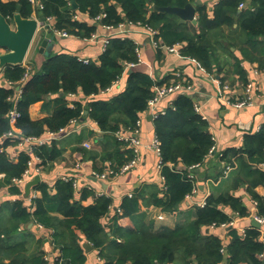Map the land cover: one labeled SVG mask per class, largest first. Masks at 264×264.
<instances>
[{"label": "trees", "instance_id": "trees-1", "mask_svg": "<svg viewBox=\"0 0 264 264\" xmlns=\"http://www.w3.org/2000/svg\"><path fill=\"white\" fill-rule=\"evenodd\" d=\"M35 1L36 4L30 0H0V11L8 18L15 12H20L24 17H32L35 13L41 20L53 17L56 28L86 38L92 37L97 31V25L87 19L77 18L78 13L87 14L90 19L105 14L99 21L102 25L140 23L154 29L155 39L165 45L182 43L181 55L194 58L209 70L217 60L215 45L209 36L224 24L231 25L234 22L233 15L238 12L243 0H221L214 7L213 18H210L205 4H198L197 24L179 23L176 15L153 8V4L183 7L196 0H76V9L71 8L70 0ZM40 4L43 8H40ZM250 5L255 9H245L240 14L241 35L237 40L242 39L241 44L246 45L242 52L247 60H258L264 65V56L257 54L260 51L258 42L264 43V0H250ZM157 49L161 51V48ZM138 62L137 43L121 36L109 39L97 61L86 62L74 54L51 51L40 65L31 64L32 72L22 86L17 103L20 115L14 126L25 136H40L47 130L58 131L72 119L89 117L104 132L109 135L112 133V137H106L108 148L101 154V159L108 160L109 166L118 171L134 157V152L127 142L113 134L122 129H137L139 112L147 110V102L153 95L154 87L163 84V81L158 82L134 67L131 72L126 69L129 68L128 64ZM237 63L241 66L238 57ZM238 68L244 76V70ZM25 72L26 67L22 64L8 65L3 68L2 76L17 86ZM123 74L127 76L126 87L110 98L88 101L77 99L72 104L67 98L79 91L85 96L98 94L111 87ZM14 93V85H0V137L11 127L7 114L13 106L10 98ZM52 95L55 97L48 99ZM42 100L46 108L53 103V111L43 118L32 119L30 106ZM173 104L175 109L169 108L155 119L166 188L161 196L158 193L153 195L151 201L165 212L176 211L187 196L193 193L198 177L191 176L193 170L189 168L204 164L214 145L209 122L195 109V99L190 94L180 93ZM58 141L53 140L35 148L34 152L42 159L44 167L61 155L62 148ZM16 142L5 139L2 144L6 149ZM242 151L251 163H264V128L259 134L246 136ZM229 155L237 156V151L231 149L221 157L233 166V160L227 161ZM30 157L31 154L26 150H20L15 159L7 149L0 151V189L9 185L10 191L17 195L14 202L6 201L0 208V213L7 209L10 216L8 224L0 226V264H51L45 258V252L38 251L42 239L35 240L33 233H28L29 238L25 240L15 238L27 230L31 221L54 229L53 244L60 251L54 264H86L82 236L99 250L101 258L105 260L104 264H191L194 260L197 264H261L258 254L264 250V244L257 240L258 228L247 230L245 236L231 228V242L226 253L221 252L224 246L222 238L203 230V227L212 224L218 226L230 220V216L222 209L224 206L238 211L240 216L247 214L246 206L229 190L208 196L206 205L198 207L194 220L158 232L153 231L151 224L143 222L141 195L125 197L110 222V230H106L102 220L109 216L112 198L98 194L91 187L76 191L72 181L57 180L54 192L48 183H38L34 189L41 191L42 195L33 198L32 207L25 205L22 190L12 184V179L23 174ZM98 157V153H95L93 160H100ZM240 163L241 168L251 174V180L239 178L234 188L241 183L250 182L253 186L264 183V170L251 169L243 160ZM179 164L184 166L182 170L178 168ZM103 169L98 172L102 173ZM249 188L253 198L258 201L260 215H264V197L251 186ZM121 217H130L134 225H124L125 220L119 221ZM22 228L25 229L22 231ZM118 237L122 240L118 241ZM30 240L37 251H29ZM5 258L9 260L5 261Z\"/></svg>", "mask_w": 264, "mask_h": 264}, {"label": "crops", "instance_id": "crops-1", "mask_svg": "<svg viewBox=\"0 0 264 264\" xmlns=\"http://www.w3.org/2000/svg\"><path fill=\"white\" fill-rule=\"evenodd\" d=\"M220 1L201 0V3L207 6L210 18H213L214 7ZM242 2L245 3V6L242 8L240 6L238 7V12L233 15L234 22L231 25L224 24L222 28L214 31L212 36H209V39L215 45L217 58L209 70L201 64L200 66L194 58L183 56L181 53H169L162 49L161 51L158 50L151 44V37L143 26H129L128 23H124V29H121L122 31L120 32L123 37L133 39L138 45L140 60L134 66V69L147 73L158 80V82L163 81V83L170 82L176 79L177 75H181V77L189 79L196 86V89H198L196 101L200 106L199 113L209 122V129L215 146L214 155L207 156L204 164L192 169L193 173H191L193 176L198 177L197 186L194 188L193 193L188 195L179 205L176 211H162L159 207L153 205L151 201L153 195L158 193L161 196L163 194L165 185L162 168L159 167L161 156L150 147L153 137L156 136L155 119L157 116L148 112H139L141 124L138 136L142 144L139 148L140 155L138 164L132 170L118 175H108V177L104 178L93 176L95 172L100 173L98 171L101 168H104L102 173H105L110 164L108 160L101 159V154L108 148L106 137H112V133L109 135L100 128L97 122L89 117H85L81 119L84 124L80 130L57 139V141L59 140L58 145L62 148V153L53 162L44 167L40 175L41 182L48 183L55 191L57 180L63 179L65 175H73L80 177L82 184L85 183V187H91L98 194H105L111 197L113 202L109 216L102 220L106 224V230H110V222L119 211L120 204L125 197L141 195L140 212H143V222L151 224L153 231L158 232L164 228L174 229L180 224L194 220L198 207L202 206L201 203L207 201L208 196L211 194L218 195L228 190L236 197H239L247 208V214L245 216L236 217L237 227H245L248 230L254 228L255 226L252 225V215L254 213L260 214V207L253 205L252 200L254 198L249 187L251 186L255 192L264 197V183H257L254 186L250 182L246 184L241 183L237 188H234V183L237 179L244 177L247 181L251 180V174L243 167L241 168V160L247 162L251 166V169L264 170L261 167V164L264 163H251L247 155L242 151L246 136L259 134L264 128V65L258 60H247L242 52L243 46L246 45L241 44L242 39L237 40V37L241 35V29L239 28L240 14L245 9H255L250 5V0H243ZM196 15L198 19L197 10ZM32 17L37 16L34 13ZM77 18H84L92 23H96L97 31L90 38L76 35H69L67 37L56 35L55 45L52 47V51L70 53L77 55L81 59L97 61L109 43V39L111 38L109 36L110 33L101 23L95 19H90L87 14L78 13ZM47 32L49 30L46 27L41 26L39 28V32L32 45L33 47L29 51L32 55L29 56L28 53L26 58V62L30 65H33V63L40 65L44 61L46 55L39 51V47ZM258 43L260 51L257 54L264 56V43ZM32 48L34 49L32 50ZM48 48L49 45L47 50ZM237 57L241 59V66H238ZM238 67L244 70L245 78L239 72L240 69ZM126 69L132 70L133 68L129 67ZM167 79L169 81H165ZM126 80L127 76L123 74L118 83H114L109 89L101 91L98 94L85 96L79 91L74 95L67 96V98L70 104H72L73 100L77 99L88 101L92 99L110 98L126 87ZM249 80H252L256 85L252 106L238 109L223 100L222 91L226 83L231 88L232 95L241 97L244 96L245 84ZM5 81L1 71L0 85H7V83H3ZM54 97L55 95H52L48 99ZM174 99L175 97L173 96L166 97L162 100L159 107L166 108V111H168ZM52 111L53 103L46 108L43 100L30 106V116L32 119L43 118L51 114ZM113 136H117L116 133ZM86 143H89L91 147H86ZM231 149L232 151H237V156L229 155L227 161L231 159L234 164L229 173L224 175V168H226V164L230 163L221 157ZM10 152L14 154L16 149L11 147ZM95 153H98V159H100L96 162L93 160ZM239 156L242 158L240 157V160H237ZM78 162L81 163L79 169L76 166ZM178 168L182 170L184 166L179 164ZM1 176L3 177L4 174H1ZM35 193L37 196L42 195L41 191L33 187L29 196ZM29 196H25L24 184L22 198L25 205L32 207V201L28 199ZM16 199L17 195L10 191L9 185H5L0 189V208L3 207L6 201L14 202ZM1 211L0 226L7 225L10 219L9 211L7 209ZM55 214L58 215L57 213ZM120 220L123 222L125 220L124 225H134L130 217H124L123 219L121 217L119 218ZM24 229L22 228V231ZM230 229L221 227L212 228L211 226L203 227L206 233L218 234L223 240V247L225 249L231 242V236L229 235ZM53 231V228H45V226L31 221L27 225V230L20 232L15 238L25 240L29 238L28 233H33L35 240L42 239V244L39 246L38 251L43 250L46 254L45 256L50 257L53 261V259H56V255L60 254L59 249L55 248L53 244ZM117 240L121 241L122 238L118 237ZM85 242L90 243L82 236L83 247ZM28 246L30 252L37 251V247L31 240ZM85 254L86 264H104L105 262L101 258L99 250L94 246L89 252L85 249ZM4 260L8 261L9 259L5 258ZM169 264L175 263L169 262ZM191 264L197 263L194 260Z\"/></svg>", "mask_w": 264, "mask_h": 264}, {"label": "built area", "instance_id": "built-area-1", "mask_svg": "<svg viewBox=\"0 0 264 264\" xmlns=\"http://www.w3.org/2000/svg\"><path fill=\"white\" fill-rule=\"evenodd\" d=\"M30 1L33 2L34 4H36L35 0H30ZM39 6H40V8H43V6L41 4ZM239 6H240V8H242L245 6V3L241 2L239 4ZM104 15L105 14L98 15L95 18V20L97 22H99ZM39 24H40L39 28H41V26L46 27L54 36L57 35L60 37H67V36L71 35L64 29L56 28L55 19L53 17H48L46 20L39 19ZM128 25L129 26H135V25L143 26L151 37V44L153 46H155L156 48H161V49H163L169 53H180V49L183 46L182 43H175L173 45H165V44H163V43H161L155 39L156 31L154 29H152L151 27L145 26V25L140 24V23L135 24V23H129V22H128ZM103 26H104V28H106L109 31L110 37H115V36L123 37V35L120 34V32L122 31L121 29H124V23H120L118 26H114V25H103ZM2 51H3V49H0V52H2ZM138 55H139V49H138ZM139 60H140V58H139ZM84 61L87 62L89 60L84 59ZM197 63L200 65L199 62H197ZM22 65H24L26 67V72H25L23 78L20 80V82L17 86H16V84H14L11 81L3 82L5 84L7 83L8 85H14L15 86V93L10 98L11 101L13 102V106L7 114L9 124L11 125V127L0 137V151H4L7 149V151L10 153V156L13 159H15L18 156V152L20 150H26L27 152H29L31 154V157L27 162V167L24 170L23 174L20 177H14L12 179V184L20 187L21 190H22L24 184H26L29 180H31L35 175H41L42 170L44 169V165L42 164V159L34 152L35 148L39 145H43L45 143L48 144L53 140L60 139V138H62V136H66V135H69L71 133H74V132L80 130L84 124V122L81 121V119H72L67 126L60 128L58 131L47 130L45 133H43L40 136H25L24 134H22L21 130L17 129L14 126L17 122L19 115H20L18 108H17V103L21 97L22 86L27 81V79L29 78V76L32 72V66L29 63H27L26 60L23 62ZM135 65L136 64L130 63V64H128V67L132 68ZM119 80H117L115 83H118ZM109 88H107V89H109ZM255 89H256V85L253 83L252 80H249L245 84L244 96H241V97L237 96L236 97V96L231 94V88L226 83L223 87L222 98L226 103L232 105L233 107L238 108V109H242V108L249 107V106L253 105V103H254V90ZM180 93L190 94L195 99V109L197 110V112H200V106H199L198 102L196 101V95L198 94V89H196V86L189 79L181 77V75H177L176 79H174L170 82L163 83L161 85H156L154 87L153 95L151 98L148 99L147 110L145 111V113L148 112V113H151L152 115H156V116H158L160 114H165L167 112L166 108H160L159 107L162 100L168 96L176 97ZM70 95H74V94H70ZM171 108L175 109L174 104H172ZM140 124H141V119L139 117V119L137 121V129H130V128L122 129L121 131H118L116 133V135L118 136V138L120 140H124L125 142H127L128 147L133 149L134 157L130 161L125 163L118 171H115L113 168H111L109 166L110 165L109 164L105 173L100 174V173L95 172V173H93L94 177L104 178V177H108V175H113V174L118 175V174L125 173L126 171L132 170L134 167H136V165L138 164L139 155H140V149L139 148L142 144L141 139L138 136ZM5 139H10L12 141H17V142H16V144L11 145L10 147H7L5 149V147L2 144ZM85 146L88 148L91 147V145L89 143H86ZM11 147L16 149V152L14 154H12L10 152ZM150 147L152 149H154V151L161 156V144H160V140L157 136L153 137L151 144H150ZM214 151H215V146L213 145L210 148L207 156L210 157V156L214 155ZM162 165H163V163H162V160L160 158L159 167L162 168ZM76 166L79 169L81 167V163L78 162L76 164ZM197 166L198 165H194L193 167H190L189 170L194 169ZM225 167L226 168L224 170V175H227L229 173V171L232 169V166H231V164H226ZM261 167L264 169V164H261ZM190 175L193 176L192 173ZM63 180L72 181L73 186H74L76 191H80L83 187H85L84 186L85 183L82 184L80 177H75L73 175H65L63 177ZM165 188H166V186H164V189ZM52 191H54V189H52ZM35 197H37L36 193L29 196L28 199H30L32 201L33 198H35ZM206 203H207V201L204 203H201V205L205 206ZM252 203L254 206H258V201L256 199H253ZM222 209L225 213H227L230 216V220L227 222H224L218 226L216 224H212L210 226L212 228H214V227L235 228V229L237 228L239 235L245 236L248 228H245V227L238 228L237 227V220H236L237 218L236 217L240 216V213L238 211L232 210V208L229 206H224ZM252 216L254 219H256V221H258L260 223V227L258 228L259 229V235L257 237V240L264 244V215H260L259 213H254ZM221 252H223V253L226 252L225 247L221 248ZM56 256L58 257L59 255L57 254ZM57 257H55V258H57ZM45 258L47 260H50L51 263L54 264L55 259H53V261H52L51 258L48 256H45ZM258 258L260 259L261 264H264V250H262L258 254ZM163 264H169V263H163Z\"/></svg>", "mask_w": 264, "mask_h": 264}, {"label": "water", "instance_id": "water-1", "mask_svg": "<svg viewBox=\"0 0 264 264\" xmlns=\"http://www.w3.org/2000/svg\"><path fill=\"white\" fill-rule=\"evenodd\" d=\"M71 8L76 9L78 4L76 0H70ZM201 0L188 2L183 7L180 6H160L153 4L156 11L166 12L176 15L179 23L191 22L197 24V5ZM39 19L37 17H24L20 12H15L12 17H6L0 11V72L8 65H21L26 60L28 53L39 32ZM49 48L47 50V47ZM55 45V36L49 31L42 40L39 51L45 55H49L52 47ZM132 71L131 69L129 70ZM41 182V176L35 175L25 184V196H29L32 188ZM32 224V223H31ZM252 225L260 227V223L256 219H252ZM87 252L92 249V245L88 242L84 243Z\"/></svg>", "mask_w": 264, "mask_h": 264}, {"label": "rangeland", "instance_id": "rangeland-1", "mask_svg": "<svg viewBox=\"0 0 264 264\" xmlns=\"http://www.w3.org/2000/svg\"><path fill=\"white\" fill-rule=\"evenodd\" d=\"M32 47H33V46H32ZM33 49H34V48H32V50H33ZM32 50H31V51H32ZM30 55H32V54L29 53V56H30Z\"/></svg>", "mask_w": 264, "mask_h": 264}]
</instances>
